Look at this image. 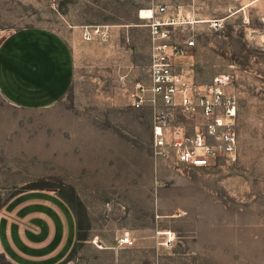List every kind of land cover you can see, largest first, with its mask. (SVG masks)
<instances>
[{
    "label": "rangeland",
    "instance_id": "1",
    "mask_svg": "<svg viewBox=\"0 0 264 264\" xmlns=\"http://www.w3.org/2000/svg\"><path fill=\"white\" fill-rule=\"evenodd\" d=\"M44 1L0 0V42L15 30L38 26L58 31L72 48L74 81L53 109L62 116V129H68L61 141L67 144L68 169L63 180L69 183L48 174L57 168L42 159V119L0 99L4 139L8 144L12 138L19 142L16 149L3 153V159L19 165L23 173L3 183L0 208L21 191L57 189L79 220L76 245L59 264H187L188 255L216 257L222 264H264V0ZM157 4H165L185 20L172 35L179 43L189 38L195 41L189 52L190 77L195 83H208L218 74L234 78L238 103L235 162L217 158L209 167L195 168L159 158L149 131L150 110L130 106L128 93L134 85L148 83L151 57L148 30L136 16ZM68 11L80 14V26L109 27L108 42H83V27L64 22ZM113 20L129 23H109ZM194 20L207 22L191 23ZM214 20L221 21L216 31L208 24ZM200 122L188 121L179 113L172 119V125L183 127L187 135ZM123 127L125 133L117 130ZM78 151H82L84 180L98 163L108 173V191L100 194L105 198L76 197ZM119 174L125 175L127 183L115 185ZM120 186L123 192H118ZM133 191L144 192L147 198H128ZM156 221L161 229L142 232ZM128 222L143 234L140 238L129 234L134 246L120 247L118 238L128 234L120 230ZM92 226L109 227V231L112 226L118 228L112 248H100L95 239H88ZM161 231L172 233L173 240L158 235ZM0 264H10L1 253Z\"/></svg>",
    "mask_w": 264,
    "mask_h": 264
},
{
    "label": "crops",
    "instance_id": "2",
    "mask_svg": "<svg viewBox=\"0 0 264 264\" xmlns=\"http://www.w3.org/2000/svg\"><path fill=\"white\" fill-rule=\"evenodd\" d=\"M44 3L78 2L45 0ZM79 15L68 11L63 15L64 22L69 26L81 28L83 26L80 25L83 23ZM136 18L138 19V16ZM109 23L127 24L129 21L113 20ZM74 70L72 48L58 31L38 26L27 27L11 32L0 42V99L34 119H42L44 136L42 159L49 167L53 162L52 167L59 170L49 171L48 174L58 176L64 183H69L68 180H63L68 169L67 144L62 142L61 138L68 135V129H62V116H57L53 109L70 91L74 81ZM117 130L126 132L124 127ZM149 131L152 135V121ZM4 135L0 127V197L3 183L23 174L19 165L3 159V153L16 149L19 143L18 139L12 138L8 144ZM74 136H77L76 131ZM50 154L57 163L50 159ZM93 167L96 170H92L91 177L84 180L82 151L75 152L74 193L79 200L103 199L105 196L100 194L108 191V173L101 170L102 163ZM114 183L115 185L127 183L125 175L119 174ZM88 185L90 189L87 188ZM120 187L118 192L122 189V186ZM121 195L122 193L120 197L123 198ZM127 197L147 198L144 192L139 191L128 193ZM92 225H95L94 221ZM100 228L92 226L87 233L88 239H95L100 248H112L118 238L116 232L119 231L118 228L112 226L110 231L109 227L108 230ZM161 228L162 225L156 221L152 228L142 232L152 233L154 229L158 231ZM120 231H126L134 238H140L143 234L129 222ZM158 235L173 237L172 233L162 231ZM78 236L79 220L76 212L57 189L24 190L8 198L0 208V253L10 264H59L72 252ZM132 236L130 237L134 241ZM186 260L187 264H222L221 259L206 255H188Z\"/></svg>",
    "mask_w": 264,
    "mask_h": 264
},
{
    "label": "built area",
    "instance_id": "3",
    "mask_svg": "<svg viewBox=\"0 0 264 264\" xmlns=\"http://www.w3.org/2000/svg\"><path fill=\"white\" fill-rule=\"evenodd\" d=\"M138 13V20L148 30L151 57L148 83L135 84L128 93L130 106L135 110L147 108L152 114V141L156 155L171 159L176 165L206 168L217 158L236 161L237 134L235 121L238 111L234 93V78L218 74L208 83L197 84L191 79L193 63L189 52L195 45L191 38L182 43L173 40L175 26L184 18L169 11L165 4H157ZM216 31L221 21L208 23ZM107 26L82 28V41L107 43ZM175 113L188 121H201L187 135L181 126L172 125ZM173 237L169 236V242ZM117 244L131 248L134 241L121 235Z\"/></svg>",
    "mask_w": 264,
    "mask_h": 264
},
{
    "label": "bare ground",
    "instance_id": "4",
    "mask_svg": "<svg viewBox=\"0 0 264 264\" xmlns=\"http://www.w3.org/2000/svg\"><path fill=\"white\" fill-rule=\"evenodd\" d=\"M141 15H148V13L145 12V11H142V12H141ZM191 23H201V22H196V21H194V22H191Z\"/></svg>",
    "mask_w": 264,
    "mask_h": 264
}]
</instances>
